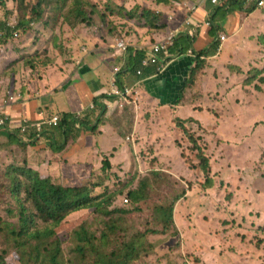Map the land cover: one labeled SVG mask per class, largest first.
Segmentation results:
<instances>
[{"label": "rangeland", "instance_id": "374dc122", "mask_svg": "<svg viewBox=\"0 0 264 264\" xmlns=\"http://www.w3.org/2000/svg\"><path fill=\"white\" fill-rule=\"evenodd\" d=\"M91 1L98 3L104 9V3L108 0ZM121 1L124 4L127 3L128 9L132 7L130 4L133 1L147 6L152 4L151 0ZM247 6L251 5L247 3ZM41 8L43 10L42 20L33 22L28 33L18 38L15 37L7 44L0 42V72L5 69L8 59L13 60L15 55L20 53L21 50L19 53L17 50L14 53V49L19 46L23 47L24 51L31 46L33 52L40 56V60L37 58L31 61L30 67H27L28 70L35 71L37 67L50 63V58L57 56L53 49L47 51L44 44L46 42L48 46L50 37L55 35L57 38L56 47L75 37L87 44V36H83V31L86 29L92 31L95 27L73 24L64 25L61 28L58 26L60 18L54 15L58 11L54 0H48ZM99 10L101 11L100 8ZM67 11L68 8L65 12ZM49 17H54L55 22ZM95 17H98L100 28V16L95 14ZM44 18L47 23L43 22ZM42 24H44V29ZM7 29L9 30L10 26ZM262 29L264 32V26ZM59 33L60 36L57 35ZM249 40L251 42L255 39ZM86 44H84L85 47H87ZM49 47L52 48L50 44ZM67 47L71 46L61 45L63 51ZM27 55L35 57L31 51L26 52L25 58ZM228 58L229 55L226 52L222 58L223 63L213 65L212 74L216 73V80H213L214 84L207 94L195 104V107H200L202 111H193V114L190 112V116L184 117L192 119V122L185 123L188 124L184 130L178 128L177 123L182 122L180 120H186L180 118L185 116L187 111H177L176 119L160 117L154 119L137 115L130 119L117 118L113 122H107L108 128L103 137L94 134L92 143L85 141L83 143L80 140L79 143L75 142L72 155L79 152L80 161L77 163H75L74 156L78 154L71 157V151L68 150L69 144L62 151L65 157L58 156L48 159L43 154L47 153L43 151L44 148L32 149L24 142L23 148L18 147L17 144L7 146L4 133H0V217L4 218L6 206L8 181L5 180L4 173L8 167L24 165L28 169L37 171L36 173L42 177L51 178L54 184L65 187L99 184L101 187L96 189L97 194L114 193L123 189V186L131 181L133 182L130 188H136L139 180L149 176L150 172L155 169L165 176L160 175L157 180L162 183L161 185L154 183L153 181L156 180L150 178L153 186L149 193L152 205L167 204L181 191L180 186L173 182V176L184 182H192L194 186L185 202L180 201L175 213L176 225L180 230L181 238L176 239L182 241L180 249L177 252L160 254V256L153 251L149 255L150 258L144 259L143 263L195 264L193 258H196L199 261L198 264H264V111L249 107L248 95L249 91L253 90V86H244L241 89L237 85L240 77L237 74L230 77L232 72L225 66ZM119 60L120 63L122 54ZM25 61L26 59L23 60L24 63ZM232 64L235 65L236 61ZM17 65L16 61L11 64L13 68ZM115 67L118 66L115 65ZM250 73L253 74V72ZM13 74L25 76L19 67ZM30 74L36 76L34 73ZM129 74H134V72L130 71ZM246 75L244 74V77ZM247 79L248 77L243 78L240 82ZM230 82H235V84ZM9 85L10 83L7 87ZM16 87L19 89L20 85ZM204 87L208 89L207 84ZM3 97V99L6 98L5 95ZM85 115L84 118H92L88 110L85 111ZM80 117L84 119L83 116ZM256 126L259 127L256 128ZM139 128L141 129L138 132ZM202 128L205 130L201 134L206 137L207 154L214 165L210 174L214 186L210 189L202 187L203 183L200 180L204 182V176L197 173L191 174L181 158V148H185L186 145L191 147L188 138L184 136L185 132L189 134L200 132ZM17 138L19 139L18 136ZM101 142L104 146H101ZM107 146L109 147L106 148ZM106 162L109 164L108 167ZM167 180L168 184H166ZM183 186L188 187L187 183ZM125 195L126 192L118 195L111 208L124 209L125 206H122V203ZM83 216H87L89 227L97 225L102 219L96 213L82 212L71 216L67 221L76 222ZM150 218L151 213L128 215L126 219L129 232L122 236L121 242L127 241L134 232H141V229L149 224ZM76 227L78 225H74L71 229ZM57 235L63 244V254L66 256L67 251L74 246L72 236L67 230ZM149 240L150 244L157 245L165 242L164 239L158 237H151ZM168 243L174 245L175 239H168ZM197 248L200 250H196ZM111 251L112 248L109 249V252ZM0 253H4L5 264H18L10 256L12 253L10 247L2 241H0Z\"/></svg>", "mask_w": 264, "mask_h": 264}, {"label": "trees", "instance_id": "16d2710c", "mask_svg": "<svg viewBox=\"0 0 264 264\" xmlns=\"http://www.w3.org/2000/svg\"><path fill=\"white\" fill-rule=\"evenodd\" d=\"M47 1L0 0V12H3L0 13V42L7 44L15 37L18 38L20 35L28 33L33 22L42 20L43 10L41 6ZM208 1L211 3V0ZM54 2L58 10L54 15L56 18H60L58 26L61 28L64 25L83 24L86 27H95L98 32H100L99 29L106 31L110 36H115L120 40L127 41V37H130L131 39L127 42L131 48L127 54V66L124 72L138 69L146 51L156 43L158 34L168 33V31L164 32L162 25H160L163 21V15L152 9V4L147 6L138 3L133 8L128 9L119 4L120 1L108 0L104 3L105 8L102 9L101 5L91 0H54ZM160 2H164V0ZM244 4L246 6L245 0H219V5L215 7L214 12L211 14L212 20L208 31L211 48L208 52H202L196 56V64L190 71L189 78L182 90V97L187 93H192L193 90L198 88V85L201 87L207 65L202 58L217 54L220 41H215V39L221 29L217 26L216 21L228 18V15L232 13L235 14L245 10L243 9ZM67 8L68 11L65 12ZM249 8L251 9V7ZM249 8L246 10H250ZM95 14L100 16V28L98 17H95ZM53 18L49 17L51 21L55 22ZM130 21H133L135 26L145 30L143 36H140L139 32L134 31L132 27L127 26ZM43 22L47 23L45 18ZM6 24L11 25L13 29L8 30ZM43 27L44 24H42ZM57 35L60 36V33ZM48 40V46L46 42L44 43L47 51L53 49L57 55L64 52L61 48L63 42L56 47L58 40L55 35ZM195 40L196 37L191 39L187 36L176 39L170 48V53H186L187 48ZM261 43L264 45V35ZM49 44L52 48L49 47ZM21 49L24 48L20 46L15 48L14 53H16V50L19 53ZM26 51H31L35 57L27 55L26 58L22 56L20 60H17L18 65H25L23 68L30 67L31 61L37 58L40 60V56L33 52L31 46ZM133 51L137 53L132 54ZM24 59H26L25 63L23 62ZM55 59L50 58L51 61ZM147 69L144 73L151 71ZM231 69L235 72H241L240 68L235 65ZM10 71H12V68L6 67L0 73H10ZM248 74V79L244 81V84L251 86L254 83L253 86L256 91H263L264 69L260 72L254 71L253 75L250 72ZM122 75L124 73L118 76V84L124 87L120 82ZM14 77L16 76L12 74V82L8 86L9 90L5 93V100L8 99L11 93L15 92L17 82ZM28 78L32 82L34 81L33 76ZM25 91L27 92L26 89ZM198 108L201 112L202 109ZM99 110L98 120L101 121L106 113L103 108ZM69 116L67 114L66 118L59 120L58 125L53 128L60 133L64 132L63 134L67 137V140L73 133L71 128L80 129L86 125L84 119L74 120L72 116ZM215 116L218 118L217 115ZM69 118L70 122H68ZM189 120H180L182 122L177 123L178 128L184 130L188 124L185 123ZM21 125L17 126V133L6 129L0 130V133L5 135L7 146L17 144L18 147L23 148L24 140H34L36 138L38 133L30 127L31 123H27L26 131L20 134L19 127ZM259 125L262 126L261 123ZM258 127L256 126V128ZM11 133L17 134L19 139ZM185 133L184 136L188 138L191 147L186 145L185 148H181V158L191 174L197 173L204 176V182L200 180L203 183L202 187L210 189L214 186V181L210 179L214 165L207 154L205 136L199 135L198 132ZM73 135H76V133ZM106 166H109L108 162H106ZM5 171L4 178L8 181V189L6 190L7 199L5 201L4 218L0 217V241L10 247L12 253L9 255L18 264H150L143 263V260H148L153 251H156L158 253L156 255L160 256V254L177 252L181 247L182 241H178L181 238L180 230L176 225L175 213L179 203L185 202L188 193L192 191L194 186L192 182H184L182 179L173 176V182L180 186L181 191L170 199L167 204L152 205L149 196L153 187L151 179H155L156 181L153 182L161 185L162 183L157 180L160 175H164L161 171L155 169L150 172L149 176L142 177L136 188H130L133 182L131 181L127 185L125 184L123 189L114 193L100 194L96 193V189L101 187L99 184L65 187L54 184L51 178L42 177L36 173L37 171L28 169L24 165L21 167H8ZM184 183H187V188L183 186ZM166 184H168V180ZM124 192H126V195L122 206H125V208H111L118 195ZM82 212L96 213L102 219L92 227L87 225V216L81 217L76 222L67 221L71 216ZM134 213H151L149 224L144 226L141 232L136 231L127 241L121 242L122 236L129 232L126 217ZM74 225H78V227L71 229ZM64 230L71 234L72 245H74L67 251L66 256L63 254V244L57 235ZM151 237L162 238L165 242L161 245L150 244L149 238ZM168 239H175V244L169 245ZM110 248H112L111 252H109ZM196 250H200V248ZM193 260L195 264L199 263L198 259L193 258ZM0 264H5L4 253H0Z\"/></svg>", "mask_w": 264, "mask_h": 264}, {"label": "crops", "instance_id": "0c3cea01", "mask_svg": "<svg viewBox=\"0 0 264 264\" xmlns=\"http://www.w3.org/2000/svg\"><path fill=\"white\" fill-rule=\"evenodd\" d=\"M160 1L151 0L152 9L163 15V21L160 25L163 27L162 30L164 32L168 31V33L158 34L156 43L165 39L170 33L176 32L177 28H180V25L188 17L198 24L199 34H197L196 40L187 48L186 53L172 54L169 48L168 53L161 59L162 64L160 67L147 69L151 71L145 72L146 75L143 73L142 77H138L135 74L128 73L121 76L120 82L122 85L132 88L134 93L138 92V103L130 100V103L120 108L117 100L108 96L113 69L115 65H120L123 62L122 60L119 63L122 52L116 49V40L120 39L110 36L103 30L98 32L96 29H92V31L86 29L83 31V36H87V44L85 41L78 40L77 37L70 41H64V46L71 47H67L63 53H59L56 57L53 56L52 58H56L55 60L46 64V66L37 67L35 71H30L27 67L23 68L22 64L17 65L15 68L11 66L13 62L20 60L22 56H26L27 51H24V49H21L13 60L8 59L5 68H12V71L5 74L0 73V79H2L0 81V112L2 111L8 115L11 122L8 126L9 129L16 132L17 126L21 125L25 119L28 120V123L33 124L41 121L42 118L59 117L62 120L68 114L75 120L81 118L80 116L86 117V115L84 116L85 111H90L92 118H84L85 126L80 129L70 127L73 133H71L68 140L64 136V132L60 133L57 130L44 127V131L37 134L34 140L25 143L27 147L32 149L44 148L43 151L47 153L43 154L48 159L58 156L65 157L62 151L65 150L68 144L70 145L68 150L71 151L72 155L75 142L79 143L80 140L83 143L84 141L92 143L94 134L103 137L106 128H108L107 122H113L117 118L130 119L137 115L154 119L156 117L176 119L175 113L177 111H187V114L180 119L189 120L187 118L191 117H184L190 116V112L192 114L193 111L200 112L195 104L207 94L214 84L213 80H216V73L212 74L213 65L223 63L222 58L226 52L229 58L225 66L232 72L230 77H234V74L240 77L237 85L241 89L244 86L249 87L244 82H240L249 75V72L254 74V71L260 72L264 69V45L261 43L264 35V32H262L264 9H257L252 6L251 9L249 8L250 10H246L248 6L244 4L243 9L245 10L235 14L232 13L228 15V18L216 21L221 30L215 41L219 40L220 35H224L226 40L220 44L216 55L202 58L207 65L201 87L198 85V88L193 90L192 93H187L182 97V90L189 78L190 71L196 64V56L202 52H208L211 48L208 37L210 26H207L206 23L212 20L211 14L214 12L215 7L208 0ZM119 4L128 7L127 3L124 4L121 0ZM136 4L138 3L133 1L130 4L131 8ZM127 26L132 27L134 31H138L140 36L145 33V30L135 26L133 21H130ZM180 29L184 30V28ZM182 36H185V34L178 35L177 39L182 38ZM251 38L255 39L251 41L256 43L255 45L250 42L249 39ZM129 39L131 38L127 37L126 40L129 41ZM233 61H236L235 66L240 68V73L231 69L234 66ZM18 67L25 75L24 77L16 76L17 85L19 84L20 87L19 89L15 87L16 92L11 94L16 95L15 98L18 99L16 103L18 104L12 105L8 102L1 110V105L5 104L3 101L6 99H3V96L9 90L7 84L12 82V74ZM30 73H34L36 76ZM244 74L247 75L244 77ZM29 76L34 77L33 82L28 78ZM230 83L235 84V82ZM206 84L208 89L204 87ZM248 98L250 100L249 107L264 111V90L258 92L253 86V90L249 91ZM100 108H103L106 113L101 121L98 120ZM189 121L192 122V119ZM68 122H70V118ZM201 132L204 133L205 130L198 132L202 136ZM74 133L76 135H73ZM13 135L18 136L15 133ZM101 146H104L102 142ZM75 154L78 155L74 156ZM79 155V152H75L71 156L75 157V163L80 161Z\"/></svg>", "mask_w": 264, "mask_h": 264}, {"label": "built area", "instance_id": "2783aa9c", "mask_svg": "<svg viewBox=\"0 0 264 264\" xmlns=\"http://www.w3.org/2000/svg\"><path fill=\"white\" fill-rule=\"evenodd\" d=\"M246 5L249 3L252 7L255 6V8L263 9L264 8V0H245ZM211 4L216 7L219 4V0H211ZM212 13V12H211ZM210 13V14H211ZM207 26H210V21L206 23ZM7 27L10 26L11 29L12 26L9 24H6ZM180 28H184L182 31ZM180 28H177L176 32L170 33L165 39L153 44L150 46L149 50L146 51L145 57L141 60L140 67L136 70H126L127 66V54L130 52V44L127 41L124 40H116V49L120 52H122V60L123 62L120 65H117L118 67H115L112 72V79L110 81V90L108 92V96L111 98H114L117 100V103L120 108H123L125 104L130 103L131 101H137V93H134L132 88H129L127 86L121 87L118 84V76L123 74H128L130 71H133L134 74L138 77H142L145 69L147 68H156L160 67L162 64L161 59L165 54L168 53L169 48H171L175 42V40L178 38V35L184 33L185 36L190 37L191 39H194L199 31V26L197 23H195L193 20H191L190 17L184 20V22L180 25ZM226 40V37L224 35L219 36V41L222 43ZM136 51H133L132 54H136ZM16 95H11L8 97L7 100H4V105H1L2 108L9 102L14 103L17 101L15 98ZM57 117H53L50 120H41L39 122L33 123L30 125V127L34 128L36 132H40L42 129V126L47 124L48 126H54L56 125ZM24 124L19 127L20 134L24 133L26 131V124L28 123V120L25 119L23 122ZM11 124L9 117L4 112H0V130L9 129V125ZM131 141L130 139H128ZM27 140H24V142Z\"/></svg>", "mask_w": 264, "mask_h": 264}, {"label": "clouds", "instance_id": "9594fccd", "mask_svg": "<svg viewBox=\"0 0 264 264\" xmlns=\"http://www.w3.org/2000/svg\"><path fill=\"white\" fill-rule=\"evenodd\" d=\"M218 5H219V4H218ZM248 8H249V7H248ZM257 9H258V8H257ZM31 25H33V23H32ZM222 43H223V42H222ZM220 44H221V43H220ZM43 119H44V118H42L41 120H43ZM50 119H52V117L49 118V119H44V120H50ZM59 120H61V119H59V117H57V122H56V125H54V126H48L47 124L43 125L41 131H40V132H37V133H38V134L42 133V132L44 131V127H48V128H50V129H53L54 127H56V126L58 125ZM23 142H24V141H23ZM29 142H30V140L27 139V141H25L24 143H29Z\"/></svg>", "mask_w": 264, "mask_h": 264}]
</instances>
